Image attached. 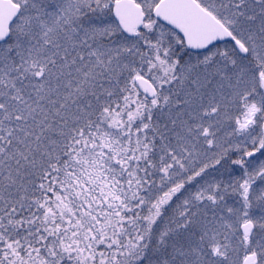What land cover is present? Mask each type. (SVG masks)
Wrapping results in <instances>:
<instances>
[{
	"label": "snow or ice",
	"instance_id": "obj_1",
	"mask_svg": "<svg viewBox=\"0 0 264 264\" xmlns=\"http://www.w3.org/2000/svg\"><path fill=\"white\" fill-rule=\"evenodd\" d=\"M0 264H264V0H0Z\"/></svg>",
	"mask_w": 264,
	"mask_h": 264
}]
</instances>
